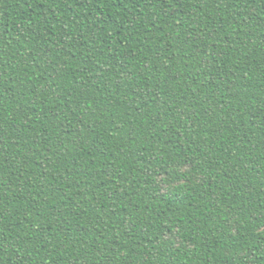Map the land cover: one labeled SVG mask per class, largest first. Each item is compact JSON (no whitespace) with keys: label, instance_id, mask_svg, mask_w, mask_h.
<instances>
[{"label":"trees","instance_id":"1","mask_svg":"<svg viewBox=\"0 0 264 264\" xmlns=\"http://www.w3.org/2000/svg\"><path fill=\"white\" fill-rule=\"evenodd\" d=\"M0 264H264V0H0Z\"/></svg>","mask_w":264,"mask_h":264}]
</instances>
